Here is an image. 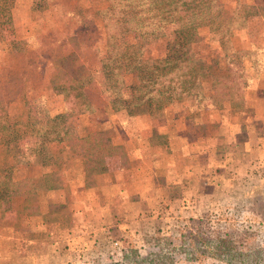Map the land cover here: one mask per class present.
Wrapping results in <instances>:
<instances>
[{"label":"rangeland","instance_id":"374dc122","mask_svg":"<svg viewBox=\"0 0 264 264\" xmlns=\"http://www.w3.org/2000/svg\"><path fill=\"white\" fill-rule=\"evenodd\" d=\"M239 1L224 0L226 9L235 10ZM106 5V0H14L8 13L2 15L0 57L10 50L14 39L27 48H36L37 35H51L56 27H61L55 14L72 7L78 9V19L84 9L88 14L92 12L95 22L89 30L102 37L105 29L99 11ZM9 16L12 23L7 20ZM199 32L200 39L191 48L205 64L204 111L190 115L192 98L175 101L171 96L168 100L170 93H166L128 115L124 110H115L102 96L97 82L92 81L85 93L95 102L96 109L70 115L66 120L78 136L103 132L114 145H119L114 142L119 141L120 129L135 132L137 113L159 121L170 117L185 121L188 142L168 143L166 150L150 144L149 152V145L142 139L128 140L123 144L126 156L117 154L119 160H114L116 154L106 157V172L117 171L119 166L126 171L139 165L151 168L141 185L124 184L117 193L97 188L96 176L95 187L87 188L83 162L74 158L65 166L67 186L39 188L37 217L23 219L18 215L3 223L0 210V264L123 263L124 239L133 242L140 255L149 259L143 264H264V74L251 67L249 56L239 53L250 72L246 101L251 111L226 114L224 111L231 109V104H217L209 99L214 93V80L208 67L215 57L223 55V47L212 41L206 25ZM230 45L242 50L264 47V27L253 38L247 29H235ZM161 51L158 48L155 54ZM261 60L264 62V56ZM135 81L133 75L127 76L128 85ZM124 92H129L128 86ZM46 106L51 116L65 113L64 95L51 96ZM165 107H172L173 112L165 111ZM24 108L23 100L18 98L10 104L9 112L19 116ZM18 137V129L0 134V174H12L15 169L9 157ZM139 152L143 156L152 153L150 161H143ZM104 178L108 181L111 175ZM69 180L72 189H77L76 194ZM83 182L84 186H80ZM142 188L145 191L131 192ZM15 207L21 209L22 203L17 202ZM190 217L209 220L213 240L205 246L209 252L202 259H191L178 247L179 228ZM215 231L220 234V242ZM230 231L236 232L231 240L226 237ZM224 238L226 242L222 241ZM233 240L239 247L231 252L227 247Z\"/></svg>","mask_w":264,"mask_h":264},{"label":"trees","instance_id":"16d2710c","mask_svg":"<svg viewBox=\"0 0 264 264\" xmlns=\"http://www.w3.org/2000/svg\"><path fill=\"white\" fill-rule=\"evenodd\" d=\"M13 1L0 0V28L2 15L8 13ZM106 1V7L99 11L104 36L90 32L95 22L92 12L88 14L84 9L78 19L79 11L72 7L64 13L56 11L61 27H56L52 36L44 32L37 35L36 48H27L14 39L10 50L0 57V134L19 130L9 157L15 169L12 174H0L3 223L18 215L23 219L37 217L39 188L67 186L65 166L74 158L82 160L86 186L90 188L95 187V176L107 171V156L127 155L124 145H114L103 132L78 136L66 125L68 116L96 109L85 93L92 81L97 82L102 96L115 110H124L128 115L166 93H170L168 100L192 98L190 115L204 111L205 64L191 48L200 39L201 26L209 28L212 41L221 43L224 52L208 67L214 80V93L209 99L231 104L232 108L224 111L229 115L251 111L246 101L250 72L239 53L249 56L251 67L263 74L264 47L242 50L230 43L235 29H247L252 38L263 29L264 0H240L233 11L226 9L224 0ZM7 20L12 23L11 16ZM158 48L162 51L157 55ZM128 75L136 79L130 85ZM127 86L129 92L125 93ZM55 94L64 95L66 112L51 116L46 103ZM18 98L25 108L19 116H13L9 106ZM132 173L125 171V179L132 180ZM17 202L22 203L21 209L15 207ZM208 221L190 217L179 228L178 247L191 259H202L209 252L205 246L213 239ZM216 233L220 242V234ZM232 233L236 232L226 234L230 240ZM124 243V262L118 264H143L149 260L129 239ZM238 244L230 241L227 250L233 252Z\"/></svg>","mask_w":264,"mask_h":264},{"label":"crops","instance_id":"0c3cea01","mask_svg":"<svg viewBox=\"0 0 264 264\" xmlns=\"http://www.w3.org/2000/svg\"><path fill=\"white\" fill-rule=\"evenodd\" d=\"M264 74V73H263ZM262 74V75H263ZM255 107V110H257V107ZM174 108V107H173ZM262 109V108H261ZM165 111L167 112H173L172 107H165ZM167 117V116H166ZM175 116H173L174 118ZM147 116L142 115V113H137L135 115V132L130 133L126 130V128L120 129L119 136L117 137L119 141L114 142L115 144L123 145L128 140L135 138L142 139L143 142H146L149 146L146 147V149L150 152L151 146L150 144H157L159 147H165L164 149H168V143L175 144L180 141L188 142V133H187V125L185 124V121L183 120H174L172 118H165L162 121H159L158 119L147 118ZM129 129V128H128ZM122 136V137H120ZM183 137V138H182ZM142 152L146 151L145 149H141ZM148 155H141L140 152L138 153V156L142 158L143 161H150V157L152 153H149ZM129 154V153H128ZM121 158L120 156H115L114 160H119ZM151 168V166L146 165H139L136 169H133L131 172L134 175V178L132 180H126L125 179V171L126 169L123 168V166H119L114 172H105L100 173L96 175V187L97 188H104V190L112 191L113 193L120 192L122 189V185L124 184H134V185H141L143 182H145L146 176L148 174L147 169ZM127 172V171H126ZM108 173L111 175V179L106 181L105 176L108 175ZM103 176V179L100 177ZM74 184V183H73ZM79 185L84 186L83 183H79ZM69 186L72 189L71 182L69 180ZM56 191V190H55ZM73 193H77V189H72ZM80 191V189L78 190ZM145 191V189H135L134 191H131L133 194H136L138 192ZM81 192H84L83 189H81ZM91 197L90 199H92Z\"/></svg>","mask_w":264,"mask_h":264}]
</instances>
